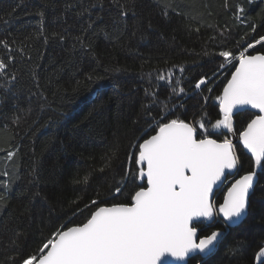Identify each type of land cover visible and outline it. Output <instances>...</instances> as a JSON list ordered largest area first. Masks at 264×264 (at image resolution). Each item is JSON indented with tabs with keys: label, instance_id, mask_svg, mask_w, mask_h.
I'll list each match as a JSON object with an SVG mask.
<instances>
[{
	"label": "trees",
	"instance_id": "1",
	"mask_svg": "<svg viewBox=\"0 0 264 264\" xmlns=\"http://www.w3.org/2000/svg\"><path fill=\"white\" fill-rule=\"evenodd\" d=\"M89 4L96 6L78 16ZM102 4L0 0V61L7 64L0 71V148L16 152L13 160L0 152V173H18L7 206L0 209V264H9L6 258L16 255L12 239L24 256L35 252L57 223L83 222L89 211L84 205L93 198L107 204L128 202L131 177L123 185L118 182L126 169L135 170L127 157L136 149L129 144L147 138L142 132L155 134L152 129L164 122L162 116L197 127L206 117L209 137L222 140L211 124L219 118L216 98L234 67L221 69L219 52L239 54L264 35V0H174L172 8H162L158 0H135V15L129 11L116 24L114 0ZM241 6L244 13L238 11ZM38 11L45 13L42 22ZM92 21L96 23L85 34L82 29ZM80 36L86 49L76 40ZM248 53L263 54L264 49L256 45ZM201 78L206 85L196 89ZM249 113L234 118L237 136L254 118ZM234 140L243 175L252 164ZM109 157L111 164L104 167ZM34 167L35 184L30 183ZM85 177L87 183L75 182ZM260 179L264 183V174ZM7 180L0 176V182ZM117 186L122 194L115 192ZM33 190L41 197L30 203L23 193ZM216 230L225 231L217 219L198 224L200 237ZM238 242L242 250L234 255L231 250ZM261 246L264 198L257 188L244 223L226 231L212 256L194 257L189 264H255Z\"/></svg>",
	"mask_w": 264,
	"mask_h": 264
},
{
	"label": "snow or ice",
	"instance_id": "2",
	"mask_svg": "<svg viewBox=\"0 0 264 264\" xmlns=\"http://www.w3.org/2000/svg\"><path fill=\"white\" fill-rule=\"evenodd\" d=\"M98 3L103 7L102 0ZM158 3L162 8H172L174 0H158ZM114 4L116 15L112 17L113 24L127 16L129 11L135 15V0H128L127 4L114 0ZM95 6H82L77 15L82 16ZM238 11L244 13L245 10L241 6ZM36 14L42 22L45 13L38 11ZM95 23H88L82 31L86 34ZM151 26L149 22L148 27ZM255 30L253 27L252 31ZM58 35L53 33L54 38ZM106 37L110 38L108 34ZM59 38L63 40L64 37L59 35ZM76 40L82 48H87L82 36ZM256 45L264 49V35L255 39L254 44L248 43L239 54L229 50L219 52L223 57L219 67L224 69L231 65L235 68L223 86L222 94L216 98L219 101V118L211 124L213 130H220L217 135L223 136L222 140L209 137L207 124L210 121L206 117L198 122L197 127L179 117L165 119L162 116L164 122H157L152 129L155 134L142 132L147 138L129 144L130 149H136L127 157L135 170L126 169L118 182L123 185V181L131 177L133 186L128 190V202L107 204L98 198L91 199L90 204L84 205L89 211L83 222L57 223L49 236L41 241V246L31 254L21 256L16 239H12L16 255L6 258L9 264H169L168 257L186 264L190 254L200 255L201 260L212 256L223 233L217 230L200 237L198 224L222 217L226 227L239 225L247 216L257 188L261 189L264 198V183L260 179L264 174V54L248 53V49ZM4 46L7 48V43ZM6 68L7 64L0 61V71ZM180 70L182 72L183 68ZM88 80L92 81L93 77L89 75ZM79 84L80 81H76V85ZM202 85H206L205 78L199 79L195 88L200 89ZM179 93H184V89L179 88ZM250 109L256 110L249 113L254 118L237 136L234 115ZM233 138L251 154L252 168L231 183L223 195V202L217 206L213 199L214 189L221 186L226 174L239 171L238 166L241 165L238 145L234 144ZM0 152L6 153L7 160H13L16 155L10 148H0ZM112 156H116L115 151ZM111 159L108 158L104 167L110 166ZM31 175L33 180L30 183L35 184L38 179L35 167ZM0 176L8 177L7 182H0V209H3L7 206L11 186L18 179V173L10 175L4 172ZM137 179L141 183L136 184ZM75 182L87 183V177ZM115 192L122 194L121 187L117 186ZM23 195L29 196L30 203L41 197L38 190ZM96 195L99 197V192ZM19 235L17 232L16 237ZM241 250L242 243L238 242L231 251L235 255ZM262 257L264 246L256 253L257 260Z\"/></svg>",
	"mask_w": 264,
	"mask_h": 264
},
{
	"label": "water",
	"instance_id": "3",
	"mask_svg": "<svg viewBox=\"0 0 264 264\" xmlns=\"http://www.w3.org/2000/svg\"><path fill=\"white\" fill-rule=\"evenodd\" d=\"M258 54H259V53H258ZM263 54H264V53H263ZM254 55H255V54H254ZM233 71H235V68H233ZM233 71H232V72H233ZM230 78H231V75H230L229 79H230ZM229 79H228V80H229ZM226 83H227V82H226ZM222 91H223V90H222ZM221 94H222V93H221ZM243 112H246V111H243V110L239 111L238 114H235V115H234V118H235L237 115H239L240 113H243ZM248 112L255 113L256 110H252V109H250V110H248ZM234 118H233V119H234ZM229 135H230V134H229ZM210 138H212V137H210ZM213 139H214V138H213ZM233 142H234V144L236 143V140H234V138H233ZM240 146L242 147V145H240ZM242 148H243V147H242ZM243 150L245 151V153H246L249 157L251 156V154L248 153L246 149H243ZM238 168H239V171L234 172V173L231 174V175H227V174H226V178L222 180L221 186H220L218 189H214V197H213L214 201H216V197H217L218 192H220L221 190H224L225 187H226L225 192H224V193H226L227 188L231 186V183L234 182L235 179H238V178L241 176V175H240V166H238ZM222 202H223V201H222ZM248 212H249V208H248ZM248 212H247V216H248ZM247 216H246V218H247ZM246 218H245V219H244L239 225L231 226V227H226L225 224L222 222V220H223L222 217H214L213 219H217V220H218V221L224 226V228H225V231H223V230H218V231H220V232L223 233V236L220 238V242H221V240L223 239V237H224L226 231H228L229 229L236 228V227L242 225V224L244 223V221L246 220ZM204 222H207V221H203L202 223H204ZM216 231H217V230H216ZM198 236H200L199 231H198ZM215 252H216V251H215ZM190 256H191V258L187 260L186 264H189V262H190V260H191L192 258H194V257H200V255L192 256L191 254H190ZM209 257H210V256H209ZM206 258H208V257H205L204 259H206ZM167 259H168V261H169V264H185V262L176 261V260H174V259L171 258V257H168ZM262 261H264V257H262L261 260H257V259H255V264H261Z\"/></svg>",
	"mask_w": 264,
	"mask_h": 264
},
{
	"label": "rangeland",
	"instance_id": "4",
	"mask_svg": "<svg viewBox=\"0 0 264 264\" xmlns=\"http://www.w3.org/2000/svg\"><path fill=\"white\" fill-rule=\"evenodd\" d=\"M221 78H222V77H221ZM221 78H220V79H221ZM220 79H219V80H220ZM225 189H226V187H225ZM225 189H224V190H221L220 192H218L216 199L218 198V196H220L222 193L225 192Z\"/></svg>",
	"mask_w": 264,
	"mask_h": 264
}]
</instances>
